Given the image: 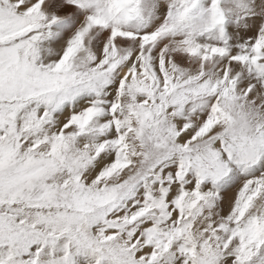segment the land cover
Returning a JSON list of instances; mask_svg holds the SVG:
<instances>
[{"label":"snow or ice","instance_id":"snow-or-ice-1","mask_svg":"<svg viewBox=\"0 0 264 264\" xmlns=\"http://www.w3.org/2000/svg\"><path fill=\"white\" fill-rule=\"evenodd\" d=\"M0 264H264V0H0Z\"/></svg>","mask_w":264,"mask_h":264}]
</instances>
